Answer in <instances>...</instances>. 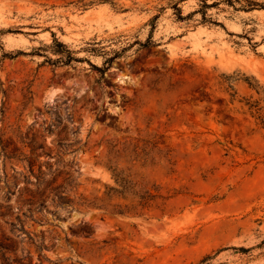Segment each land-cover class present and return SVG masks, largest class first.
Masks as SVG:
<instances>
[{"label":"rangeland","instance_id":"374dc122","mask_svg":"<svg viewBox=\"0 0 264 264\" xmlns=\"http://www.w3.org/2000/svg\"><path fill=\"white\" fill-rule=\"evenodd\" d=\"M263 95L264 0H0V264H264Z\"/></svg>","mask_w":264,"mask_h":264},{"label":"trees","instance_id":"16d2710c","mask_svg":"<svg viewBox=\"0 0 264 264\" xmlns=\"http://www.w3.org/2000/svg\"><path fill=\"white\" fill-rule=\"evenodd\" d=\"M248 84L251 85L249 82ZM246 102L248 109L251 112L252 110L253 112H255L256 114L255 117L258 120L259 124L264 126V110H262V107L258 106L259 100L246 101ZM262 102L264 103V95L262 97ZM113 177L117 186L108 187L107 192L104 193V195L107 198H111L112 196H118L124 199H126L127 196L139 198L136 204L129 203V204H124L122 206L120 204H114L113 205L114 213L123 214L128 212L129 209L135 208L136 206L144 207L147 205L148 201L161 197L159 193L157 192L151 193L149 189L142 190L141 187H139L137 181H134V179L130 175H123L120 171H116L113 174ZM61 188H62L61 184H57L51 187L54 197H56L60 202H71V200L67 199L64 195H61ZM154 190L157 191V188L154 187ZM38 201H39L38 206H42V204L44 203V199H40ZM31 203L34 202L31 201ZM89 204L94 205L95 203L90 202Z\"/></svg>","mask_w":264,"mask_h":264}]
</instances>
